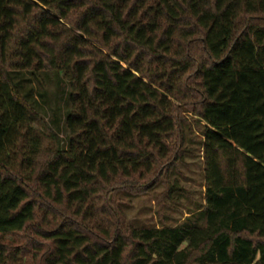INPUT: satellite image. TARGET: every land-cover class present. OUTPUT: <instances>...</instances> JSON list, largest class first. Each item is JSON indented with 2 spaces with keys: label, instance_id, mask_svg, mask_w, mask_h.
<instances>
[{
  "label": "trees",
  "instance_id": "obj_1",
  "mask_svg": "<svg viewBox=\"0 0 264 264\" xmlns=\"http://www.w3.org/2000/svg\"><path fill=\"white\" fill-rule=\"evenodd\" d=\"M193 123L203 205L134 227L117 195L184 197ZM0 264H264V0H0Z\"/></svg>",
  "mask_w": 264,
  "mask_h": 264
},
{
  "label": "rangeland",
  "instance_id": "obj_2",
  "mask_svg": "<svg viewBox=\"0 0 264 264\" xmlns=\"http://www.w3.org/2000/svg\"><path fill=\"white\" fill-rule=\"evenodd\" d=\"M45 89L49 98L48 103H43L42 99L39 98L40 106L46 110L47 120L51 124L58 123L60 125L63 132L61 136L66 140L62 117L65 112L64 100L66 97L64 99V96L67 91V84L60 83L55 78H45ZM183 116L189 123H192L195 119L194 115L186 110H184ZM193 124V134L189 139L193 142L187 140L183 146L184 150L187 151L186 163L181 166L180 175L177 173L180 186L186 192L184 197L180 199L176 197L175 200H178L176 202L169 200L165 195L166 189L163 186L148 193H141L138 196H129L122 192L117 195L116 200L120 202L127 221L132 225H136L134 227H160L162 224L178 226L190 219H195L197 215L195 209L203 205L205 184L203 178V151L199 146L202 139L199 135L200 125ZM49 144L46 141L45 145L50 146ZM160 216L165 217L166 221L163 222Z\"/></svg>",
  "mask_w": 264,
  "mask_h": 264
}]
</instances>
